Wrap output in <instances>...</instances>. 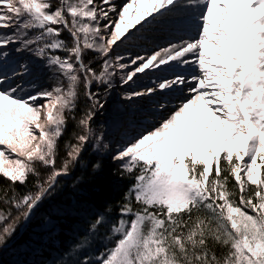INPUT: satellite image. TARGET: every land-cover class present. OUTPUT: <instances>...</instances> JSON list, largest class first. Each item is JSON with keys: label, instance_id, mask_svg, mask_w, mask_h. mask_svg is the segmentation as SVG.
I'll return each mask as SVG.
<instances>
[{"label": "snow or ice", "instance_id": "snow-or-ice-1", "mask_svg": "<svg viewBox=\"0 0 264 264\" xmlns=\"http://www.w3.org/2000/svg\"><path fill=\"white\" fill-rule=\"evenodd\" d=\"M106 158L120 199L12 264H264V0H0V257Z\"/></svg>", "mask_w": 264, "mask_h": 264}, {"label": "trees", "instance_id": "trees-1", "mask_svg": "<svg viewBox=\"0 0 264 264\" xmlns=\"http://www.w3.org/2000/svg\"><path fill=\"white\" fill-rule=\"evenodd\" d=\"M72 125L69 123L68 132L61 139V147L63 149L64 142L69 138ZM63 154V153H62ZM86 160L95 162L98 157L91 154L90 150L84 154ZM115 167L109 159L104 161V172L94 181L88 180V173L91 171V167L87 171L82 170L77 166L72 174L68 178H61V191L57 194L56 198L50 203L43 206L40 213L33 220L18 229V234L14 240L9 242V246L2 252V264H12L13 261L21 259L22 257L16 256L17 252L26 251L31 240L35 239L33 235L35 224L39 220L41 215L51 213L55 208L65 209L59 213V218L53 220L55 225L51 236L44 237L45 251L42 256H37V259L50 260L55 254L56 249L72 236L73 231L77 225L81 224V218L77 213V209H98L100 211L106 210L107 203L115 204L126 190V187L130 181H120L116 177L111 175L112 168ZM41 176H46L45 172H41ZM83 176L80 186L73 189V184L77 180V177ZM32 182H35V178H31ZM4 187V181L0 179V188ZM3 206L0 205V210ZM115 215V208L109 214Z\"/></svg>", "mask_w": 264, "mask_h": 264}, {"label": "rangeland", "instance_id": "rangeland-1", "mask_svg": "<svg viewBox=\"0 0 264 264\" xmlns=\"http://www.w3.org/2000/svg\"><path fill=\"white\" fill-rule=\"evenodd\" d=\"M118 2L123 3V2H127V0H118ZM94 90H95V86H94ZM120 93H121V89L118 86L112 91L105 115L97 116L98 123L104 120H111L115 117L117 107L121 106ZM39 103L43 104L44 101L41 100ZM77 115H79V106L77 110Z\"/></svg>", "mask_w": 264, "mask_h": 264}]
</instances>
